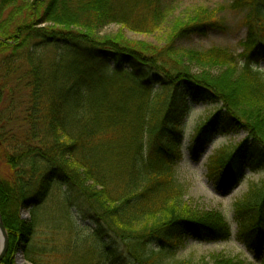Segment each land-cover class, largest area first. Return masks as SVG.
I'll return each instance as SVG.
<instances>
[{"label":"trees","instance_id":"trees-1","mask_svg":"<svg viewBox=\"0 0 264 264\" xmlns=\"http://www.w3.org/2000/svg\"><path fill=\"white\" fill-rule=\"evenodd\" d=\"M224 1L247 11L243 65L221 48L178 47L183 39L224 30L225 5L178 13L163 0H2L0 104L14 74L22 72L19 83L29 95L28 130L4 147L12 176L0 179V213L9 235L0 264H17L20 250L31 264H79L77 236L83 231L115 264H182L168 261L187 239L230 238L220 212L186 204L175 172L191 104L224 108L198 132V154L216 132L244 130L252 139V147H224L209 160L208 178L221 190L242 179L244 160L250 157L255 168L257 152L264 157V77L251 67L264 60V0ZM18 19L25 22L11 30ZM109 23L158 36V43L131 40L123 30L101 35ZM45 49L54 53L49 63ZM217 69L220 76L213 75ZM23 209L30 222L22 219ZM236 210L239 237L264 264V180L251 184Z\"/></svg>","mask_w":264,"mask_h":264},{"label":"rangeland","instance_id":"rangeland-1","mask_svg":"<svg viewBox=\"0 0 264 264\" xmlns=\"http://www.w3.org/2000/svg\"><path fill=\"white\" fill-rule=\"evenodd\" d=\"M49 0H47L48 2ZM72 4L76 0H70ZM2 0H0L1 5ZM165 6H174L179 12L187 11L191 7L205 6L217 8L225 5L227 10L223 13L225 29L224 30H209L205 36H192L189 39H183L178 42V47L187 48L198 51H208L212 48H221L230 52L238 62L243 65L245 59L242 57L244 48L242 44L248 36V28L245 25L247 11H235L230 8L224 0H163ZM45 8V7H44ZM15 8H7L1 14L2 21L8 20L10 13ZM43 11V10H42ZM44 12H42L43 14ZM42 18V16H40ZM22 19H18L11 26V30L16 26L24 23ZM39 27H53L51 23H42ZM123 30L126 36L134 41L158 43V36H149L145 34L135 33L124 29L117 23H109L103 26L100 30L101 35L115 34ZM46 63H49L54 58L52 50H44ZM26 68V66H24ZM23 67V68H24ZM251 67L260 72L264 77V60L256 59L251 62ZM23 71V69H22ZM219 69L213 71L214 76H220ZM22 72L11 76V80L3 87L4 102L0 104V138L3 145L0 146V179L10 181L11 172L6 164V143L14 139L18 142L28 130L27 122L25 121V104L28 99V90L26 85L19 83V78ZM4 74L0 73V78L3 79ZM127 87L132 90L134 87L131 83L126 82ZM134 90V89H133ZM138 90V89H137ZM135 91V90H134ZM140 91V90H139ZM147 98V96L144 94ZM155 94H153L154 96ZM154 99V97H152ZM219 111H224L221 104H191L185 118V127L182 141V158L175 165L176 177L180 183L185 185L186 204L199 212L218 211L226 219L230 226L231 236L227 241L203 242L193 238L187 239L183 248L175 254V257L169 259L168 263L182 264H216L219 260H233L244 264H262L258 260L254 252L248 248L244 240L239 237V219L237 217V203L249 191L251 184L261 183L264 180V157L259 152L254 157V166L250 157L242 162L244 175L238 184H233L231 189L223 191L218 187L217 183L208 178L207 165L211 157L224 147L237 148L245 143L252 147V139L248 137V133L244 130H234L229 135H223L221 132L212 136L206 146L203 148V153L198 154V150L194 151L195 138L198 132L204 126L207 119L212 114H218ZM201 132V131H200ZM204 139L210 137L209 131L203 133ZM5 142V145H4ZM5 147V148H4ZM22 219L30 222L31 216L28 210L23 209L21 212ZM2 217V216H1ZM3 221V218H2ZM4 223V222H3ZM5 226V225H4ZM84 226H91L88 223ZM8 234V232H7ZM90 232L83 231L76 234L79 242V249L76 251V260L79 264L87 261L88 264H115L113 261L106 259L95 249V246L89 238ZM9 237V235H8ZM0 233V245L2 242ZM68 260V259H67ZM122 260V259H121ZM125 260V258H123ZM17 264H31L26 258L25 253L20 250L16 256ZM126 262V260H125ZM121 264H123L121 262Z\"/></svg>","mask_w":264,"mask_h":264},{"label":"water","instance_id":"water-1","mask_svg":"<svg viewBox=\"0 0 264 264\" xmlns=\"http://www.w3.org/2000/svg\"><path fill=\"white\" fill-rule=\"evenodd\" d=\"M0 233L2 235V242L0 245V262L3 260L5 255L7 254L8 248H9V237L7 234V230L4 226V223L2 221L1 213H0Z\"/></svg>","mask_w":264,"mask_h":264}]
</instances>
